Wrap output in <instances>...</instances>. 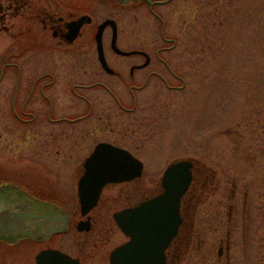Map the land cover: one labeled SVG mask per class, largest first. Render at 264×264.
I'll use <instances>...</instances> for the list:
<instances>
[{
    "label": "flooded vegetation",
    "instance_id": "af4514ba",
    "mask_svg": "<svg viewBox=\"0 0 264 264\" xmlns=\"http://www.w3.org/2000/svg\"><path fill=\"white\" fill-rule=\"evenodd\" d=\"M176 1L0 0V222H8L13 214L25 216L18 229L0 228V264H12L11 258L38 264L40 254L48 250L59 251L77 264H112L113 252L131 241L116 215L156 199L163 192L162 182L153 190L142 184L147 165L133 150L120 144L136 143L138 135L131 127L125 130L124 124L113 125L110 114V118H104L107 117L104 110L97 116V101L91 94L105 92L109 96L107 103L133 118L143 90L178 91L188 87L179 66L169 59L179 41L167 32L163 9ZM125 3L133 4L137 10L148 9L162 25L159 36L162 45L155 49L140 48L134 43L131 49L120 46V20ZM108 9L114 11L116 18L105 17ZM108 21L113 23L103 29L100 50L98 35ZM114 35L116 47L127 55L113 48ZM30 57L37 58L31 66ZM77 57L80 61L88 60L91 82L69 85L72 104L76 110L79 105L82 113L62 114L56 94L60 89L59 72L62 67L71 69L72 59L76 62ZM115 60L121 62L117 68L112 65ZM98 76L102 82L93 80ZM112 82L120 90H128V95L121 96ZM127 99L132 106L126 104ZM65 104L68 105L66 99ZM73 129L78 130L77 135H71ZM101 144L129 152L142 162L143 172L139 177L107 184L94 206L84 208L79 183L86 174L88 159ZM192 173L191 187L180 204L182 223L165 251V264H194L195 250L208 246L198 214L203 206L212 207L215 202L209 204L211 200L206 196L210 177L202 170L199 173L196 164ZM251 196L247 193L244 202L245 211L249 209L247 245L249 240L250 246L256 240H264V235L257 238L252 232L250 216L257 206L251 203ZM217 201L216 212L230 215L231 232L225 239L214 237V242L218 240L217 258L208 261L207 257L204 261L222 264L221 259L226 256L232 264V247L239 244L238 238L232 239V234H237L233 215L238 205L232 195L226 199L219 197ZM259 211L264 226L263 205H259ZM29 214L42 218L32 219ZM46 216L51 220H46ZM260 263L264 264V256Z\"/></svg>",
    "mask_w": 264,
    "mask_h": 264
},
{
    "label": "rangeland",
    "instance_id": "374dc122",
    "mask_svg": "<svg viewBox=\"0 0 264 264\" xmlns=\"http://www.w3.org/2000/svg\"><path fill=\"white\" fill-rule=\"evenodd\" d=\"M123 8V49H131L132 43L154 49L162 45V25L147 8L137 10L129 3ZM163 11L167 32L179 41L169 59L179 66L188 87L178 91L143 90L133 118L107 103L109 96L105 92L94 91L91 96L97 101V116L104 110V118L111 115L113 125L124 124L125 130H135L138 142L120 144L145 162L142 184L151 190L161 183L165 170L176 160L192 159L198 172L202 170L210 177L206 196L211 200L209 204L216 203L203 206L198 214L208 246L195 250L194 264H207V257L208 261L215 260L218 240L214 242V237L225 239L231 232L229 213L216 212L214 206L219 197L231 195L238 205L233 215L237 234H232V239L239 240L231 250L232 264H259L264 256V240H256L252 246L248 240L247 245L249 209L245 211L244 202L247 193L252 195L251 203L257 206L250 216L252 232L257 238L263 236L259 205L264 209V0H178ZM106 16L115 17L114 11L108 9ZM155 41L158 44L154 45ZM29 59L30 66L37 61ZM74 61L75 58L71 69L62 67L59 72L60 89L56 94L62 114L82 113L79 105L76 110L72 104L69 85L91 82L88 60L77 57ZM119 64V60L112 62L116 68ZM93 80L103 81L99 76ZM111 85L121 96L128 95V90H120L116 82ZM131 103L127 99L126 104L132 106ZM77 134L78 130L71 131L72 136ZM90 138L88 135L89 143ZM11 260L12 264H25L19 258ZM221 263L229 264L226 256Z\"/></svg>",
    "mask_w": 264,
    "mask_h": 264
},
{
    "label": "water",
    "instance_id": "95a60500",
    "mask_svg": "<svg viewBox=\"0 0 264 264\" xmlns=\"http://www.w3.org/2000/svg\"><path fill=\"white\" fill-rule=\"evenodd\" d=\"M112 23L111 21L105 22L100 28L98 35L100 50H102L103 29ZM113 48L119 54H126L116 47L115 35ZM192 168L191 161H180L170 165L162 179L164 192L160 196L137 208L116 215L119 226L131 237V241L113 252L112 264H165V251L178 234L182 223L180 204L191 185ZM142 172V162L129 152L109 144L99 145L88 159L86 174L79 183L81 203L84 208L89 205L93 207L107 184L139 177ZM26 211L30 209L26 208ZM29 215L32 219L42 218L34 214ZM24 217L13 214L9 216L8 222H0V228L18 229L24 224ZM45 219L51 220L49 216ZM56 221L55 219L54 222ZM38 264L77 263L59 251L48 250L40 254Z\"/></svg>",
    "mask_w": 264,
    "mask_h": 264
},
{
    "label": "bare ground",
    "instance_id": "6f19581e",
    "mask_svg": "<svg viewBox=\"0 0 264 264\" xmlns=\"http://www.w3.org/2000/svg\"><path fill=\"white\" fill-rule=\"evenodd\" d=\"M120 50V49H119ZM123 52V51H122ZM125 55H127V53L125 54Z\"/></svg>",
    "mask_w": 264,
    "mask_h": 264
}]
</instances>
